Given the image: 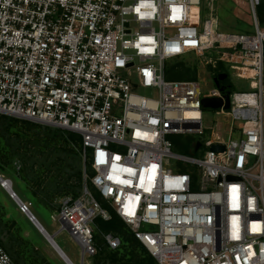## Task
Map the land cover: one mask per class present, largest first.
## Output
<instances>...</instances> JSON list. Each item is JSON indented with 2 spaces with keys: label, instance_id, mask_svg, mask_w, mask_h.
Wrapping results in <instances>:
<instances>
[{
  "label": "built area",
  "instance_id": "2783aa9c",
  "mask_svg": "<svg viewBox=\"0 0 264 264\" xmlns=\"http://www.w3.org/2000/svg\"><path fill=\"white\" fill-rule=\"evenodd\" d=\"M262 1L249 0L255 32L246 33L200 17L204 0H0V113L81 137L91 172L79 195L62 198L58 219L84 260L122 245L112 230L96 236V218L113 211L158 264H264ZM188 53L258 81L232 85L231 106L214 109L231 117L228 136L212 132L202 156L174 152L170 136H204L212 128L202 99L227 91L217 71L205 88L200 78L170 79L167 61ZM248 68L255 76H244ZM0 264H15L2 245Z\"/></svg>",
  "mask_w": 264,
  "mask_h": 264
},
{
  "label": "rangeland",
  "instance_id": "374dc122",
  "mask_svg": "<svg viewBox=\"0 0 264 264\" xmlns=\"http://www.w3.org/2000/svg\"><path fill=\"white\" fill-rule=\"evenodd\" d=\"M210 13L217 16L220 31L255 32V18L249 0H204L200 17ZM257 14L264 29V0ZM213 63H207L204 59L201 62L199 56L188 53L168 60L167 74L170 79L200 78L205 88L213 85L214 71L222 69L230 72L235 91L250 90L257 84L256 80L252 79L251 83L237 76V70L231 68L227 60H213ZM242 72L249 75L248 69H242ZM133 91L156 96L155 89L141 88L136 83L133 84ZM203 111L204 125L212 129L207 130L204 136L171 135L174 152L202 156L208 148L204 141L213 137L212 132L227 138L231 117L217 114L210 108H204ZM198 139L203 140V145L199 150H192L193 142ZM85 170L89 172V167L71 131L0 113V176L10 180L19 197L28 204L47 231L55 235L57 243L74 263L98 264L97 256H90L86 260L82 258L81 246L61 227L58 219L62 198L81 193L82 186L76 178L79 172L84 175ZM94 193L99 198L97 192ZM145 228L155 227L147 225ZM95 230L100 236L104 229L100 223H96ZM119 231L122 237L121 248L101 251L100 264H108L115 257L123 260V264H140L139 259L142 258L150 260L149 253L136 242L126 241L130 234L127 226ZM0 245L10 254L15 264H68L29 216L20 210L16 198L11 196L1 180Z\"/></svg>",
  "mask_w": 264,
  "mask_h": 264
},
{
  "label": "trees",
  "instance_id": "16d2710c",
  "mask_svg": "<svg viewBox=\"0 0 264 264\" xmlns=\"http://www.w3.org/2000/svg\"><path fill=\"white\" fill-rule=\"evenodd\" d=\"M263 2V1H262ZM262 2H261V4L260 5H262ZM259 5V6H260ZM220 70V69H219ZM168 73V72H167ZM71 133L74 135V137H75V141H76V143L78 144V146H79V148H80V146H81V137H80V135L79 134H77V133H75V132H72L71 131ZM86 165L89 167V163L86 161ZM88 172V171H87ZM89 172H91V170H90V167H89ZM88 172V173H89ZM76 181L79 183V185L80 186H82V184H83V181H84V175L82 174V173H78V175H77V178H76ZM77 196V195H76ZM112 213H113V217L110 219V220H105V219H103L102 217H97L96 218V220H95V225H96V223H100V226L104 229L103 231H109V230H112V231H114V232H117L119 235H120V231L119 230H121V228L123 227V226H126L125 225V223L120 219V218H118L116 215H115V213L112 211ZM130 232V234L129 235H127V237H126V241H131V242H136L145 252H147V253H149V259L150 260H148V259H146V258H142V260L141 259H139V261H140V264H158V262H157V260L150 254V252L148 251V249L139 241V240H137L136 238H135V236L132 234V232L131 231H129ZM96 236L97 237H99L98 236V233L96 232ZM122 238V237H121ZM121 248V246L119 247V248H117V249H109V248H103V249H101L96 255H94L93 257H95V256H97V263L98 264H100V261H101V257H100V253H101V251H103V250H106V249H109V250H119ZM117 252H115L114 254H113V256L116 254ZM145 254V253H144ZM135 255V254H134ZM136 256H137V254H136ZM124 259V258H123ZM103 264H107L106 262L104 263L103 262ZM108 264H123V260L121 261L120 259H118L117 257H115L114 258V260H109L108 261ZM124 264H126V263H124Z\"/></svg>",
  "mask_w": 264,
  "mask_h": 264
},
{
  "label": "water",
  "instance_id": "95a60500",
  "mask_svg": "<svg viewBox=\"0 0 264 264\" xmlns=\"http://www.w3.org/2000/svg\"><path fill=\"white\" fill-rule=\"evenodd\" d=\"M226 76H227L226 72H223V73H220V74L216 75L214 77V80H215L216 84L221 85L220 84L221 83L220 80L223 79ZM222 88H223V86H222ZM202 104H203L204 108L217 109V108L222 107L223 105H224L225 108H229L231 106L230 94H229V92H227L225 94V100L223 98H221V97H204L202 99ZM199 145H200V142H197L196 149H198ZM211 148L213 150H215V151H220V150L225 149V146L223 144H221V143H215V144H213L211 146ZM8 190H9V193L11 194V196L14 197V191L12 193L13 189L10 187ZM15 197H16V200H17V203H18L20 201V198L18 196H15ZM27 215L29 216V218L31 220L36 221L42 227V229H44L46 231V233L50 236L51 240L59 247V245L56 243L55 235L54 234H50L47 231V229L44 227V225L40 222V220L34 216L33 213L29 212V213H27ZM65 228H67V227H65ZM61 251L63 252L64 255H66L62 249H61ZM66 258H68V261H70L73 264V262L69 259V257L67 255H66Z\"/></svg>",
  "mask_w": 264,
  "mask_h": 264
},
{
  "label": "bare ground",
  "instance_id": "6f19581e",
  "mask_svg": "<svg viewBox=\"0 0 264 264\" xmlns=\"http://www.w3.org/2000/svg\"><path fill=\"white\" fill-rule=\"evenodd\" d=\"M248 70H249V75L247 74V75H245L244 74V76H249V77H252V76H255V70L254 69H252V68H248ZM253 80H256L257 81V79H253ZM257 83H258V81H257ZM194 114H196V115H199L200 113H194ZM7 188L9 189L10 188V185H7ZM14 198H16V197H14ZM34 223H35V225L44 233V235L46 236V238L48 239V241L52 244V246L59 252V254L61 255V257L68 263V264H72L70 261H68V258H66V255L69 257V255L66 253V251L60 246V244H58L57 243V241H56V243L59 245V247L51 240V238H50V236L46 233V231L44 230V229H42V227L36 222V221H34V220H32ZM45 227V226H44ZM56 240V239H55ZM61 249L64 251V253L66 254V255H64L63 254V252L61 251ZM69 259L73 262V264H76V263H74V261L69 257Z\"/></svg>",
  "mask_w": 264,
  "mask_h": 264
},
{
  "label": "flooded vegetation",
  "instance_id": "af4514ba",
  "mask_svg": "<svg viewBox=\"0 0 264 264\" xmlns=\"http://www.w3.org/2000/svg\"><path fill=\"white\" fill-rule=\"evenodd\" d=\"M223 72H226L227 76L220 80V82H221L220 84H221V86H223L225 91L229 92L231 90V87H232L230 72L227 71V70L220 69V70L217 71L216 75H218L220 73H223Z\"/></svg>",
  "mask_w": 264,
  "mask_h": 264
}]
</instances>
